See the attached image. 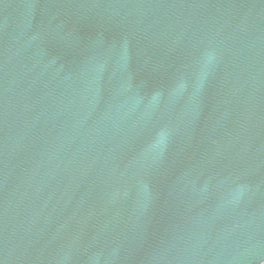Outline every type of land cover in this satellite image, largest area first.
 <instances>
[{
  "label": "water",
  "instance_id": "obj_1",
  "mask_svg": "<svg viewBox=\"0 0 264 264\" xmlns=\"http://www.w3.org/2000/svg\"><path fill=\"white\" fill-rule=\"evenodd\" d=\"M0 264H264V0H0Z\"/></svg>",
  "mask_w": 264,
  "mask_h": 264
}]
</instances>
